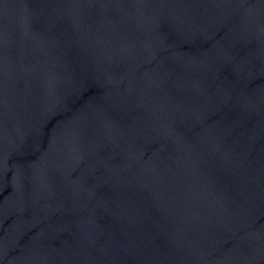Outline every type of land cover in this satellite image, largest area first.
<instances>
[{"label":"water","instance_id":"obj_1","mask_svg":"<svg viewBox=\"0 0 264 264\" xmlns=\"http://www.w3.org/2000/svg\"><path fill=\"white\" fill-rule=\"evenodd\" d=\"M0 264H264V0H0Z\"/></svg>","mask_w":264,"mask_h":264}]
</instances>
